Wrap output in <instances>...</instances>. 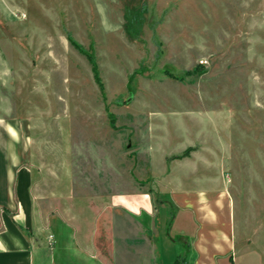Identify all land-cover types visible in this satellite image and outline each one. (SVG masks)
<instances>
[{
    "label": "rangeland",
    "instance_id": "rangeland-1",
    "mask_svg": "<svg viewBox=\"0 0 264 264\" xmlns=\"http://www.w3.org/2000/svg\"><path fill=\"white\" fill-rule=\"evenodd\" d=\"M0 113L89 194L213 178L264 250V0H0Z\"/></svg>",
    "mask_w": 264,
    "mask_h": 264
},
{
    "label": "crops",
    "instance_id": "crops-1",
    "mask_svg": "<svg viewBox=\"0 0 264 264\" xmlns=\"http://www.w3.org/2000/svg\"><path fill=\"white\" fill-rule=\"evenodd\" d=\"M36 147L30 116L0 113V264H264L213 178L89 194L67 165L38 168Z\"/></svg>",
    "mask_w": 264,
    "mask_h": 264
},
{
    "label": "trees",
    "instance_id": "trees-1",
    "mask_svg": "<svg viewBox=\"0 0 264 264\" xmlns=\"http://www.w3.org/2000/svg\"><path fill=\"white\" fill-rule=\"evenodd\" d=\"M68 38L71 41V43L74 45V47L79 50V52L85 54V56L87 57L90 63V67H92V73H93L94 80L100 85L101 88H103V83L100 80V76H99V67L97 66V62H96V59L94 58L93 53L85 51L83 47L79 45L78 43H76L73 40V38H71L69 35H68ZM192 151H194V148L189 146L185 148L182 154L178 155L177 158L189 156Z\"/></svg>",
    "mask_w": 264,
    "mask_h": 264
}]
</instances>
